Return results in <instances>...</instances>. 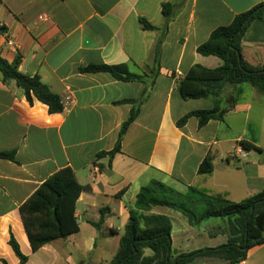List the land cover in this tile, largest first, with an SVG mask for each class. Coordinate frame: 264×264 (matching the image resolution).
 Returning a JSON list of instances; mask_svg holds the SVG:
<instances>
[{"label":"crops","instance_id":"0c3cea01","mask_svg":"<svg viewBox=\"0 0 264 264\" xmlns=\"http://www.w3.org/2000/svg\"><path fill=\"white\" fill-rule=\"evenodd\" d=\"M176 4L165 23L164 4ZM264 0H0V55L19 60V71L40 75L58 94L61 113L46 104H31L24 89L0 73V264H20L9 244L11 231L22 252L32 256L48 249L58 264L66 253L59 239L33 252L20 206L51 176L71 168L78 183L88 186L77 202L80 231L72 245L84 254L105 243L95 264H111L118 249L109 243L124 233L140 189L152 180L178 192L189 187L241 202L264 191V95L249 84L229 85L222 98L224 120L200 127L186 114L214 107L211 99H184L178 82L195 65L217 68L222 60L198 53L214 30L230 25L236 16ZM145 19L157 30H146ZM11 40L13 45H9ZM245 60L264 67V16L248 27L242 43ZM128 65L143 81H121L107 73H83L89 65ZM158 70L157 74L153 71ZM142 99L138 102L128 100ZM233 106V108H231ZM138 116L129 126L109 167L97 154L114 149L123 123L133 108ZM242 142L252 145L246 148ZM210 158L211 174L199 166ZM150 213L171 219L174 256L225 244L226 222L205 221L198 227L173 209L156 207ZM93 224H100L96 228ZM86 232L83 233V229ZM54 246V247H52ZM52 247V248H51ZM51 249V250H50ZM67 260L75 264L67 255ZM190 264H229L218 259H196ZM240 264H264V244L249 250Z\"/></svg>","mask_w":264,"mask_h":264},{"label":"trees","instance_id":"16d2710c","mask_svg":"<svg viewBox=\"0 0 264 264\" xmlns=\"http://www.w3.org/2000/svg\"><path fill=\"white\" fill-rule=\"evenodd\" d=\"M176 4H164L165 23L173 18ZM264 16V3L248 12L235 17L228 26L214 30L207 42L200 45L198 53L203 56H216L222 60L217 68L201 65L193 66L185 77L178 82V90L184 99H211L214 107L186 114L178 121L183 127L191 117H196L199 126L210 120H224L222 98L229 85L249 84L264 95V67H253L244 58L242 43L244 35L252 22ZM140 23L146 30H157L145 19ZM6 32L0 27V34ZM19 60L8 62L0 55V73L3 80H14L24 89L27 100L33 104L38 100L46 104L51 114L61 113L64 103L61 97L45 84L40 75L27 76L19 71ZM83 73H107L121 81H143L146 74L133 73L128 65H89L81 68ZM154 74L158 70L153 71ZM142 99L128 100L138 102ZM233 108V106L231 107ZM139 107L132 109L123 123L113 150L97 154L96 160L109 158L111 167L114 157L121 152L122 140L133 121L138 116ZM246 148L252 147L242 142ZM0 159H15V152H0ZM213 165L206 158L199 166L200 174H211ZM88 186L78 183L71 168H65L46 180L35 193L19 208L28 241L33 252L59 239H66L80 231L76 217L77 202ZM156 207L173 209L182 213L191 226L198 227L210 219L226 222L228 240L215 248L196 250L177 256L172 252L171 219L165 215L150 213ZM100 228V224H93ZM9 244L18 257L20 264H27L25 255L11 231ZM264 244V191L241 202H233L223 195H212L205 190L189 187L181 193L171 186L152 180L143 186L136 198L134 208L120 238L119 250L111 264H190L196 259H218L229 264H240L246 260L253 247ZM147 249L152 251L146 255ZM4 264H8L5 260Z\"/></svg>","mask_w":264,"mask_h":264},{"label":"rangeland","instance_id":"374dc122","mask_svg":"<svg viewBox=\"0 0 264 264\" xmlns=\"http://www.w3.org/2000/svg\"><path fill=\"white\" fill-rule=\"evenodd\" d=\"M216 221H223L221 219H210L207 222L209 224L214 225V222ZM86 232V228L83 229V233ZM70 237V236H69ZM68 237V238H69ZM65 240L63 242H66V248L64 254H62V258L58 260V264H72L69 260H67V255H69L73 262L75 264H95L98 261V256L100 255L99 249L102 247V245L105 243V237L103 235H100L97 245V250L90 254H84L82 250H78L77 248H74V245H72V240L62 239ZM112 242L109 243V247L112 251H116L119 247V236H115ZM54 247V246H52ZM51 247V248H52ZM51 250V249H50ZM146 255H151L152 251L150 249H147L145 252ZM51 254L49 253L48 249L42 250L32 256L31 262L29 264H50L52 262ZM109 260H104L102 264H110L107 262Z\"/></svg>","mask_w":264,"mask_h":264},{"label":"built area","instance_id":"2783aa9c","mask_svg":"<svg viewBox=\"0 0 264 264\" xmlns=\"http://www.w3.org/2000/svg\"><path fill=\"white\" fill-rule=\"evenodd\" d=\"M8 44L12 46L13 45V42L11 40H9L8 41Z\"/></svg>","mask_w":264,"mask_h":264}]
</instances>
